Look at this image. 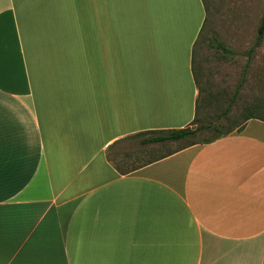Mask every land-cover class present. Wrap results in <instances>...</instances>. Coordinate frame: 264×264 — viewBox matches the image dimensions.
Segmentation results:
<instances>
[{"label":"crops","instance_id":"obj_1","mask_svg":"<svg viewBox=\"0 0 264 264\" xmlns=\"http://www.w3.org/2000/svg\"><path fill=\"white\" fill-rule=\"evenodd\" d=\"M205 18L202 0H0V264H264L263 122L110 160L190 127Z\"/></svg>","mask_w":264,"mask_h":264},{"label":"rangeland","instance_id":"obj_2","mask_svg":"<svg viewBox=\"0 0 264 264\" xmlns=\"http://www.w3.org/2000/svg\"><path fill=\"white\" fill-rule=\"evenodd\" d=\"M202 1L206 22L193 50L198 116L196 123L190 126V129L198 130L191 138L146 150L137 148L138 141L122 144L110 154L111 162L122 172L192 143L215 140L230 129L234 133L253 104H264V38L254 49L264 14V0ZM218 43L231 54H221ZM252 49L254 51L250 53ZM205 126L208 128L199 130Z\"/></svg>","mask_w":264,"mask_h":264},{"label":"trees","instance_id":"obj_3","mask_svg":"<svg viewBox=\"0 0 264 264\" xmlns=\"http://www.w3.org/2000/svg\"><path fill=\"white\" fill-rule=\"evenodd\" d=\"M205 12H206V8H205ZM205 22H206V19H205ZM204 25H205V23H204ZM204 25H203V28H204ZM203 28H202V30H203ZM202 30H201V32H202ZM263 38H264V14L262 16L259 28L257 30V36H256L255 44H254V49H256L260 46ZM196 43H195V45H196ZM217 47H218L219 52H221V54H224V53L225 54H231V51L226 49L222 44L218 43ZM254 49H252L250 51V53H252L254 51ZM193 73H194V71H193ZM195 83L197 85L196 77H195ZM197 90H198V87H197ZM237 93H238V91H236L235 94H237ZM198 103H199V97L197 98V102H196L195 118L192 121V123L190 124V126L194 125L197 121ZM263 105L264 104H261V103L253 104L251 109H250L249 114L246 117H244L242 124L240 125V127L237 129L236 132H240L242 127L244 126V124L249 120H258V121H261L264 123V108L262 107ZM207 128H208L207 126L200 127L199 130L200 129L205 130ZM197 130L198 129L192 130V129H190V127H188V128L182 129V130H175V131L145 132V133H140V134L131 136V137L127 138L126 140H136V141H138V144L140 146L160 145V144H165V143H169V142H177V141L185 140L187 138H191L192 136H194L196 134ZM232 132H233V130L230 129L224 136H227V135L231 134ZM143 137H148V138H143ZM219 138H221V137H218L215 140H217ZM215 140H212L209 142L192 143V144H190L186 147H183L179 150H182L184 148H187V147H190L193 145L209 144ZM117 170L119 171L120 174H126L125 172L120 171L118 168H117Z\"/></svg>","mask_w":264,"mask_h":264}]
</instances>
